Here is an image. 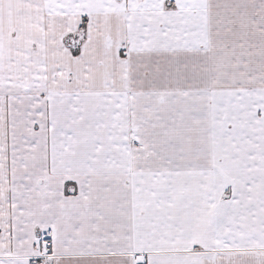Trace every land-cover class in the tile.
<instances>
[{
  "label": "snow or ice",
  "instance_id": "snow-or-ice-1",
  "mask_svg": "<svg viewBox=\"0 0 264 264\" xmlns=\"http://www.w3.org/2000/svg\"><path fill=\"white\" fill-rule=\"evenodd\" d=\"M0 264H264V0H0Z\"/></svg>",
  "mask_w": 264,
  "mask_h": 264
}]
</instances>
